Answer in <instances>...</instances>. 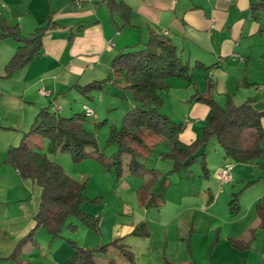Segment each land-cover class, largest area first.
<instances>
[{
	"label": "crops",
	"instance_id": "obj_1",
	"mask_svg": "<svg viewBox=\"0 0 264 264\" xmlns=\"http://www.w3.org/2000/svg\"><path fill=\"white\" fill-rule=\"evenodd\" d=\"M124 1L133 9L131 24L125 27L104 0H0V31L17 26L21 34L28 35L48 17L55 24L44 35L41 52L11 77L6 76V65L18 43L13 38L0 42V264H16L4 259L34 228L42 195V187L37 182L24 179L6 162L8 150L20 144L42 108H61L65 116L83 111V105L89 104L86 101L79 111L72 107L73 101L81 100L80 94L85 95L83 88L94 81L107 80L115 55L128 47L144 44L152 32L172 38L191 66L197 62L205 66L217 64L208 71L195 68L192 83L170 77L169 87L160 91L163 107L170 108L169 112L162 107L163 112L185 123L180 134L184 143L193 142L205 126L210 107L195 98L207 93V76L215 85L212 95L221 105L225 104L227 95H232L236 104L254 98V107L264 111V12L259 20L251 18L250 5L254 0ZM82 24L84 26L80 27ZM93 119L89 117L88 121ZM262 123L264 126V117ZM40 140L46 141L39 139V144ZM214 145L217 150L219 144L214 141ZM40 146L47 150V144ZM86 161H95L98 166ZM148 162L147 169L158 173ZM85 163L92 166L91 170L84 169L78 177L72 176L79 181L87 178L90 190L95 188L93 179L101 177L95 191L100 201L92 202L95 197L85 191L89 200L82 205L85 212L100 218V234L76 218L72 221L78 225V230L71 232L65 228L63 233L81 247H96L118 238H123L122 243L131 247V242H137L132 239L136 237L131 235L132 230L141 221H149L151 215V208L143 205L147 190L128 183V179L114 180V172L96 160L87 159L81 165ZM227 165L232 166V174L234 163L226 158L214 172L221 177L222 168ZM147 175L153 174L148 171L142 177ZM106 182L112 189L116 188L114 198L109 197V187L103 189ZM232 182L233 177L229 183ZM121 194V198L116 197ZM35 238L37 245L28 243L21 253L22 260H27L25 264H32L31 258L39 259L40 255L46 260H37L34 264H63L74 251L51 241L43 228L37 230ZM47 239L51 242L49 249L57 244L50 254ZM151 239L143 240L149 243ZM150 248L140 249L149 252ZM121 258L118 249L112 246L107 254L97 255V262L131 264ZM151 263L149 259L147 264Z\"/></svg>",
	"mask_w": 264,
	"mask_h": 264
},
{
	"label": "trees",
	"instance_id": "obj_2",
	"mask_svg": "<svg viewBox=\"0 0 264 264\" xmlns=\"http://www.w3.org/2000/svg\"><path fill=\"white\" fill-rule=\"evenodd\" d=\"M104 1L111 13L120 17L122 26L131 24L133 9L128 3L124 0ZM261 12H264V0L252 1L251 18L259 20ZM54 25L48 17L28 35L21 34L17 26L5 27L0 31V42L5 38H13L18 43L16 52L6 65L7 77L26 67L41 52L43 37ZM83 26L82 24L80 27ZM216 67L217 64L205 66L200 62L191 66L188 60L183 59L173 39L157 32H152L144 44L118 52L112 61L111 76L107 80L94 81L82 90L88 95L94 89L103 88L109 80L116 83L117 77H121L132 94L133 106L124 115L121 127L111 131L109 144H116L118 150L110 156L105 154L96 137L86 129L85 123L89 117L85 115L84 110L72 116H64L55 109L42 108L30 131L26 132L20 144L12 146L7 154V163L17 169L24 179L35 181L42 187L40 207L34 217L35 226L21 238L10 258L17 260L28 243L37 245L35 235L40 228L46 229L52 238L63 237L65 228L77 231L78 225L72 221L73 218L100 234V218L82 209L83 203L89 200L85 192L86 182L68 175L60 163L49 158L48 152H69L76 162L85 159L96 160L108 170H113L118 179L123 176L125 163L129 158L127 167L131 174L144 176L148 171L152 172L154 177L147 185L149 188L158 177L156 170H148L146 161L139 159L141 153L153 151V145L147 144L143 135L150 132L165 139L170 151L162 153V158L171 161L172 168L154 190L147 189V197L143 203L146 208L158 209L166 200L170 172L188 170L200 160L203 175L210 176L205 149L210 140L222 147L225 158L231 163L246 164L259 159L263 154L264 111L254 107V98L236 104L233 96L227 95L225 104L221 105L212 95L215 85L212 78L207 76V93L200 94L195 99L209 105L210 111L199 136L190 144L184 143L180 138L185 123L173 120L162 110L164 102L160 91L169 87L167 80L170 77L192 83L195 68L208 71ZM39 139H47V150L40 146ZM100 199L97 197L91 201L99 202ZM230 205L233 213L239 212L237 198H233ZM256 208L264 233V195L258 200ZM151 234L146 221H141L131 232V235L142 239L150 238ZM66 239L74 251L63 264H98L97 255L107 254L112 246L131 264H136V256L127 244L122 243L123 238L101 243L96 247H81L75 240ZM254 239V232L251 231L247 238H232V245L241 251H247L252 247ZM186 240L189 241L188 238ZM163 264L170 263L165 259Z\"/></svg>",
	"mask_w": 264,
	"mask_h": 264
},
{
	"label": "rangeland",
	"instance_id": "obj_3",
	"mask_svg": "<svg viewBox=\"0 0 264 264\" xmlns=\"http://www.w3.org/2000/svg\"><path fill=\"white\" fill-rule=\"evenodd\" d=\"M117 78L118 82L108 81L103 88L94 89L88 95L85 94L86 96L80 94L81 100L72 102V107L78 111L81 110L84 101L96 110L98 119L87 121L85 127L96 137L106 155H111L118 150L116 144H109L111 131L113 128L121 127L124 115L133 106V97L127 88L126 81L121 77ZM163 108L170 112V108ZM143 139L147 144L153 145V151L141 153L139 159L146 163L150 159L148 165L158 169L157 176L160 178L148 188L147 185L150 184L154 175L142 177L131 174L128 171L129 158H127L125 172L119 181L128 179V183L136 185L139 189L154 190L172 168V162L162 158L163 151L168 152L170 148L165 139L153 133L146 132ZM40 142V145L42 143L48 145L47 139ZM217 146L215 150L214 140H210L205 148L208 151L207 165L211 171L209 177L203 175L200 160L188 170L182 169L168 174L170 186L167 189L166 200L160 210L151 208V215L147 221L152 231L151 241L148 243L146 240L132 237L137 242H131L132 246L129 249L134 252L137 264H147L149 259L152 261L151 264H163L165 259L170 264H262L264 233L260 227V216L256 204L264 195V153L260 159L249 163H234L233 182L229 183L224 182L219 174L214 172L217 169L215 167H219L225 160L223 149L220 145ZM48 156L60 163L66 173L73 178L75 177L72 175L78 177L80 171L91 170L92 167L89 166L90 164L86 165L87 163L81 165L87 159L80 162L74 161L69 152H48ZM86 162L97 165L95 161ZM100 178L96 176L93 179L95 188L91 190L88 179L85 178L82 181L87 184L88 195L96 198L95 191ZM116 179L118 180L115 174L114 180ZM106 185L104 184L103 189L109 187L111 190L109 197L114 198L116 188L112 189L113 186L110 187L108 182ZM119 191L120 187L117 188V192ZM116 197L121 198L122 194ZM233 198H237L240 205V210L236 214L233 213L230 205ZM43 230L51 241L73 249L66 239L70 238L67 233H63V237L52 238L46 229L43 228ZM251 231L254 232L255 239L249 250L241 251L232 245V238H247ZM187 238L189 241L186 240ZM48 239L45 243L49 249L48 244L51 242ZM56 246L57 244L49 249L48 254L54 251ZM148 246L151 247L149 252H143V249H140ZM21 253L17 260L10 258L11 255L4 260L25 264L27 260H22ZM34 258H31L32 264L38 262L37 260L40 262L46 260L43 255H40L39 259L34 260ZM124 259L128 261L124 257L121 258V260Z\"/></svg>",
	"mask_w": 264,
	"mask_h": 264
},
{
	"label": "built area",
	"instance_id": "obj_4",
	"mask_svg": "<svg viewBox=\"0 0 264 264\" xmlns=\"http://www.w3.org/2000/svg\"><path fill=\"white\" fill-rule=\"evenodd\" d=\"M109 44L110 45H114V43L113 42H110V41H109ZM41 93L44 94V95L47 94L46 92H43V91H41ZM54 109L57 112H59V111L61 112V108L55 107ZM83 110H84V113H85V115L87 117L94 118V119L98 118L95 109L92 108L90 105L84 104L83 105ZM231 170H232V166L231 165H227V166H225L222 169V171H221V178L223 179L224 182H229V181L232 180Z\"/></svg>",
	"mask_w": 264,
	"mask_h": 264
}]
</instances>
